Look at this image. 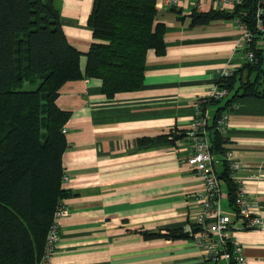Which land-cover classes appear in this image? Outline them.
Here are the masks:
<instances>
[{"label":"crops","instance_id":"obj_1","mask_svg":"<svg viewBox=\"0 0 264 264\" xmlns=\"http://www.w3.org/2000/svg\"><path fill=\"white\" fill-rule=\"evenodd\" d=\"M92 1L55 0L62 33L80 53V73L92 41L86 27ZM154 5L155 22L164 26V51L146 52L139 91L106 99L97 79L69 81L57 91L54 103L68 114L62 188L73 196L62 200L65 214L49 264H207L191 240L161 236L182 229L195 210L193 198L202 187L185 164L191 147L184 133L194 104L208 94L219 71L242 66L239 32L234 20L190 24L192 12L232 9L216 0H154ZM229 95L206 105L210 128ZM225 114L223 147L238 162L236 176L263 224L232 237L246 264H264V101L236 98ZM158 137L163 139L136 143ZM221 189L223 213L231 214L222 184Z\"/></svg>","mask_w":264,"mask_h":264},{"label":"trees","instance_id":"obj_2","mask_svg":"<svg viewBox=\"0 0 264 264\" xmlns=\"http://www.w3.org/2000/svg\"><path fill=\"white\" fill-rule=\"evenodd\" d=\"M256 1L242 0L230 11L189 15L191 25L237 20L251 36L254 63H243L232 76L214 83L230 95L213 120L236 98L264 101V7L258 30ZM155 14L154 0H93L86 20L92 41L80 73V53L62 33L55 0H0V264H38L57 203L73 196L61 182L66 147L61 130L68 114L54 103L58 89L69 81L97 79L106 99L139 91L146 52L164 51V26L155 22ZM25 83L34 88L22 90ZM208 139L219 184L233 210L235 186L223 160L225 140L211 129ZM158 236L144 234V238ZM161 237L187 239L181 228Z\"/></svg>","mask_w":264,"mask_h":264},{"label":"built area","instance_id":"obj_3","mask_svg":"<svg viewBox=\"0 0 264 264\" xmlns=\"http://www.w3.org/2000/svg\"><path fill=\"white\" fill-rule=\"evenodd\" d=\"M242 0H216L219 5L233 7ZM264 0L256 1V28L260 29V17L263 15ZM239 32L236 47L241 50L243 63H254L253 53L249 50L251 36L249 32L234 20ZM236 68L223 67L219 79L232 76ZM228 92L224 88L213 85L208 94L198 100L193 107L192 120L184 133L191 151L185 158V164L199 178L201 191L195 194L193 202L195 210L191 212L188 223L182 228L187 239L199 250L201 259L207 264H246L242 249L232 232L243 230H257L262 227L260 218L254 211L253 205L246 197L240 179L236 176L239 164L234 160L231 152L224 147L223 160L226 162L228 177L235 186L232 198L233 210L231 214L223 213L220 209V184L215 171L216 158L210 151L208 129L216 131L224 139L226 131V114H219L212 127L207 125L206 105L211 101L223 100ZM64 133V130H61ZM66 177L62 176L61 182ZM65 214L62 201L58 202L52 215L50 229L46 236L44 251L38 264H49L56 246L58 220Z\"/></svg>","mask_w":264,"mask_h":264},{"label":"rangeland","instance_id":"obj_4","mask_svg":"<svg viewBox=\"0 0 264 264\" xmlns=\"http://www.w3.org/2000/svg\"><path fill=\"white\" fill-rule=\"evenodd\" d=\"M34 87H31L28 85V83L23 84L22 90H32ZM221 193H223L222 189L220 190ZM220 209L222 212H225L227 210L226 206V200L220 198Z\"/></svg>","mask_w":264,"mask_h":264}]
</instances>
